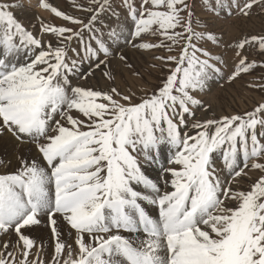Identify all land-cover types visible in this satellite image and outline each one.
I'll list each match as a JSON object with an SVG mask.
<instances>
[{
    "label": "snow or ice",
    "instance_id": "1",
    "mask_svg": "<svg viewBox=\"0 0 264 264\" xmlns=\"http://www.w3.org/2000/svg\"><path fill=\"white\" fill-rule=\"evenodd\" d=\"M37 6L62 23L41 20L30 30L15 16L23 0H0V136L38 153L0 175V236L16 238L0 241V264H264V100L244 113L196 117L209 111L198 97L210 81L264 68L245 55L252 48L264 57V34L229 45L236 60L226 74L223 58L203 46L217 34L189 0H70L68 12L49 0ZM201 7L247 19L264 0ZM128 47L167 53L152 56L168 66L155 87L116 86L113 60L144 81L121 51ZM97 71L105 89L73 83ZM251 86L264 91V82ZM155 165L163 189L144 170ZM253 170L260 175L240 190ZM41 217L50 260L41 259L43 244L32 256L26 234Z\"/></svg>",
    "mask_w": 264,
    "mask_h": 264
},
{
    "label": "rangeland",
    "instance_id": "2",
    "mask_svg": "<svg viewBox=\"0 0 264 264\" xmlns=\"http://www.w3.org/2000/svg\"><path fill=\"white\" fill-rule=\"evenodd\" d=\"M49 1L51 3L53 0H49ZM23 2L25 4L24 9L16 11L15 14H16V18L17 16H20L17 19L21 21L30 30L32 29L33 25H35L36 29H38L41 20L45 22H51L52 19L55 18L52 14H50L47 11H45L44 14L48 17H46L45 15L44 16L41 15L43 13L41 12L40 14L38 10L34 11L32 8V11H31L29 8H27L28 3L33 2V1L24 0ZM189 2L190 4L195 3L196 5L194 9L196 17L199 20L206 22L208 24V28L213 33L217 34V36L219 35L221 37L220 40L217 39L218 42L216 44L207 42L203 46L208 48L212 53L221 56L222 58L224 57L227 58L228 57L227 53L232 51V48L229 47V45H232V41L234 40V38H237V40L239 41L245 37H250L253 35L258 36V35L264 34V9H261L260 7H254L252 9L251 16L247 19L243 17H237L234 14V18L231 19L230 21L221 20L220 21L221 23L217 25V23L215 24L213 23V22H216V17L211 13H205L203 11L201 7V0H189ZM69 4H70V0H68V5ZM70 9L71 8L69 7V11H72ZM73 14L81 15V13L79 12H74ZM56 19L58 20L57 23H56V20L52 21L51 23L56 24V25H59L62 23V21H60L58 18ZM219 25H222L220 28L221 33L219 32L220 29L215 28L216 26H219ZM233 25H236V27H239L237 29L238 33L232 34V32L228 31V27L233 26ZM223 29H225V32H223ZM241 32H242V35H241ZM45 39L46 40L50 39V37L46 36ZM154 42H158V41H156L155 39ZM121 51H123L125 55L129 54L127 56L128 62L131 63L135 67L137 72L143 73L145 77L144 81H140L129 69L125 68L118 60H113L112 61V72L115 75V84L121 90H125V86L129 88L127 84L128 81L133 82V83H138V84L140 83L142 85H143V82L145 83L147 82L148 85L146 89L155 87L158 83L162 81L163 76L167 74L168 66L161 65L159 61L152 59V56L167 55L165 51L163 50L155 51L154 50L151 53L139 52L137 53L138 55L134 53L135 57L138 59H132V57H130L128 48H125ZM130 52H133V51H130ZM245 55L248 57L249 61L256 60L258 64L261 62H264V57L256 55L255 51L252 48H247V50L245 51ZM235 60L236 58H229L228 62L226 63L227 64V69L225 70L226 74L233 70L232 65L235 62ZM152 64L158 65V68L150 67V65ZM84 67L86 69L87 65H85ZM154 71H156V75L154 76V78H152V75L145 76V74L153 73ZM95 75H97L95 76L96 77L95 81H93L90 84L87 81L90 78V76L88 77L87 80L81 79L77 81L74 78L73 83L74 84L78 83L80 86L85 87V88H93V89H101V90L105 89L109 82L104 78V76L99 71H97ZM147 79H149L150 81ZM261 82H264V68H260V67L255 68L250 73L242 74L241 77L237 78L235 81L231 83H228L226 80H219V79L212 80L211 83H212V86H214V89L210 92H208L209 89H205L203 94L201 93L198 97L204 102L206 106H208L209 111L208 112L197 111L196 113L197 119L204 120L213 115H215L216 117H220L221 115H228V114H233V113H244L246 111L252 110L254 105L264 100V91H261L258 87H252L251 85H259ZM133 91H136V90H133ZM213 102H215V104H210ZM73 115L75 116L76 113H73ZM192 134H194V130ZM168 156H169V153L167 149H165L164 152L160 156V160L163 163V166L165 168L170 167V165L167 163ZM0 158H1L0 159V175L12 173L18 168V167H14L12 169L9 168V165L6 163V158H7L6 155L0 154ZM216 166L221 167V164L219 161H217ZM159 168H160L159 165H155L151 167H145L144 170L146 171V173L149 175L151 179H153L154 181H158L160 183L161 188L163 189L164 184H163V181L161 180V171ZM259 175L260 173L258 171H255V170L249 171L248 176H246L239 185L240 190H247L249 185L253 183L258 178ZM154 177L156 178V180ZM26 234L29 235L30 238H33V240L36 243V247L32 250V256L35 257L37 251L40 248L39 246L43 244L45 247L44 248L45 253L43 252L41 254V259L50 260L51 254L53 251V246H52L53 242L51 240V232L48 233L49 234L48 236L47 235L45 236L43 234L42 236L40 235V238H39V236L35 234L33 230V226H32L31 229L26 231ZM11 235L3 236V237L11 238ZM62 238L63 239L68 238L67 231H64ZM9 240L11 241L12 239H9ZM39 240H40V243L38 242ZM13 241L15 242V239ZM17 254L19 253L17 252Z\"/></svg>",
    "mask_w": 264,
    "mask_h": 264
},
{
    "label": "bare ground",
    "instance_id": "3",
    "mask_svg": "<svg viewBox=\"0 0 264 264\" xmlns=\"http://www.w3.org/2000/svg\"><path fill=\"white\" fill-rule=\"evenodd\" d=\"M27 1H33V2H30L28 3V7L31 11H32V8L34 11L38 10V12L41 14V12L43 14L41 15H45L44 14V10L40 9L38 6H37V2L36 0H27ZM50 2V1H49ZM54 2V1H53ZM59 6V5H58ZM56 6V7H58ZM26 8V9H27ZM23 13V12H22ZM37 13V12H36ZM47 14V13H46ZM24 15V14H23ZM16 16V14H15ZM26 16V15H25ZM46 16V15H45ZM203 16V15H202ZM20 16H17V18H19ZM33 17V16H32ZM40 17V16H39ZM48 17V16H46ZM22 18V17H21ZM213 18V17H212ZM28 19V18H27ZM35 19V18H34ZM215 19V18H214ZM221 19V18H220ZM211 20V19H210ZM208 20V21H210ZM32 21V20H31ZM214 21V20H213ZM29 22V21H28ZM214 24L217 23L220 24L221 22L219 20H216V22H213ZM222 25H219V26H216L215 28L217 29H220ZM247 27V26H246ZM214 28V29H215ZM239 27H236V25H233V26H229L228 27V31L229 32H232V34H235V33H238L237 32V29ZM216 29V30H217ZM221 33V29L219 31ZM223 32H225V29H223ZM244 34V33H243ZM241 35H242V32H241ZM240 35V36H241ZM235 37V35H234ZM238 37V36H237ZM221 47V46H220ZM126 52V51H125ZM130 57H132V59H138L135 57L134 53L137 54V52L133 51V52H130ZM129 55V54H128ZM127 55V56H128ZM138 55V54H137ZM140 58V57H139ZM118 72V71H117ZM159 74V73H158ZM157 74V76H158ZM152 75V78H154V76L156 75V71H154L153 73H151ZM97 76V75H95ZM93 77V76H90V78L87 80L90 83H92L93 81H95L96 77ZM145 76H147V74H145ZM149 80V79H147ZM158 80V79H157ZM128 81V80H127ZM150 81V80H149ZM135 82V81H134ZM139 82V81H138ZM212 81H210V84H209V87L207 89H209L208 92L212 91L214 89V86H212ZM218 82V81H217ZM152 83V81H151ZM155 83V82H154ZM128 86L130 89H133V90H138V88H142V87H145V83L143 82V85L142 84H138V83H133V82H130L128 81L127 82ZM148 85V84H147ZM88 86V85H87ZM203 94V93H202ZM210 104H215V102L213 103H210ZM216 107V106H215ZM212 108V107H211ZM0 154H4L7 156L6 158V163L9 165V168L12 169L14 167H18L19 166V162H18V157L19 156H23L25 159L29 160V162L36 158L38 156V153L35 149V146L31 143H25L23 145H20L18 142H16L14 139H12L11 137L5 135V136H0ZM1 159V158H0ZM160 169V168H159ZM159 171V170H157ZM161 171V170H160ZM159 174V173H158ZM155 178V177H154ZM156 180V178H155ZM61 227L63 228V224L61 222ZM33 230L35 232V234L37 236H39L40 238V235L42 236L43 234L46 236H48L49 232H50V228L47 226V221H46V218L45 217H41V223L39 225H35L33 226ZM28 231V230H27ZM30 232V231H29ZM66 233V232H65ZM34 234V233H33ZM9 236V235H8ZM36 238V237H35ZM0 241H4V240H7V241H10L9 239H12L10 242H12L15 238V234H12L11 235V238H7V237H3V236H0ZM33 239V238H32ZM48 239V238H47ZM14 242V241H13ZM12 242V243H13ZM40 243V240L38 241ZM46 242V241H45ZM48 242V241H47ZM36 244V243H35ZM40 247V246H39ZM45 248V247H44ZM49 251V249H48ZM45 253V252H44Z\"/></svg>",
    "mask_w": 264,
    "mask_h": 264
},
{
    "label": "crops",
    "instance_id": "4",
    "mask_svg": "<svg viewBox=\"0 0 264 264\" xmlns=\"http://www.w3.org/2000/svg\"><path fill=\"white\" fill-rule=\"evenodd\" d=\"M54 1V2H53ZM50 4L52 5V6H54V7H56V6H58V7H56V8H58V9H60V10H63V11H66V12H68L69 11V5H68V0H53ZM70 10H72V9H70ZM221 18V19H220ZM234 18V14L231 16V17H228V18H225L224 17V15L223 14H221V16L219 17V18H217L216 17V20H219V21H230L231 19H233ZM53 20L55 21L56 20V23L58 22V20L56 19V18H53ZM220 36L218 35L217 36V39L218 40H220ZM149 39H151L153 42H154V40H155V38H151V37H149ZM233 40V39H232ZM238 40H237V38H234V40L232 41V44H234L235 42H237ZM220 42V41H219ZM123 49H125V48H123ZM123 49H121V50H123ZM135 49H132V48H130V47H128V51H134ZM135 52H137V53H139L138 51H136L135 50ZM227 58H223V60L227 63L228 62V60H229V58H236L234 55H233V50L231 51V52H229V53H227ZM232 67H233V65H232ZM231 67V68H232ZM227 69V68H226ZM142 75H144L143 73H141ZM145 78V77H144ZM145 83V82H144ZM147 88V82L145 83V87H142V88H138V89H146Z\"/></svg>",
    "mask_w": 264,
    "mask_h": 264
}]
</instances>
